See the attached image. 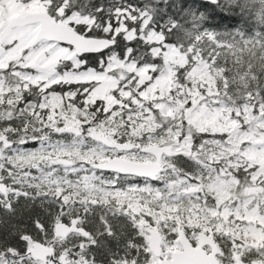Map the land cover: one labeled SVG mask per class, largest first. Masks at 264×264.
I'll return each instance as SVG.
<instances>
[{"label": "snow or ice", "instance_id": "6c2138e0", "mask_svg": "<svg viewBox=\"0 0 264 264\" xmlns=\"http://www.w3.org/2000/svg\"><path fill=\"white\" fill-rule=\"evenodd\" d=\"M0 264H264V0H0Z\"/></svg>", "mask_w": 264, "mask_h": 264}, {"label": "trees", "instance_id": "16d2710c", "mask_svg": "<svg viewBox=\"0 0 264 264\" xmlns=\"http://www.w3.org/2000/svg\"><path fill=\"white\" fill-rule=\"evenodd\" d=\"M235 21L234 20H228V19H225L223 21H221V23H234Z\"/></svg>", "mask_w": 264, "mask_h": 264}]
</instances>
